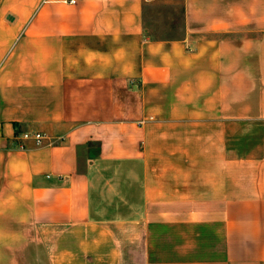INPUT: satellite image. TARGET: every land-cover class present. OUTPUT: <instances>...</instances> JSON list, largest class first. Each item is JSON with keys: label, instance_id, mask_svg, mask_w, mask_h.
<instances>
[{"label": "crops", "instance_id": "crops-1", "mask_svg": "<svg viewBox=\"0 0 264 264\" xmlns=\"http://www.w3.org/2000/svg\"><path fill=\"white\" fill-rule=\"evenodd\" d=\"M156 1L0 0V264H264V0Z\"/></svg>", "mask_w": 264, "mask_h": 264}, {"label": "rangeland", "instance_id": "rangeland-1", "mask_svg": "<svg viewBox=\"0 0 264 264\" xmlns=\"http://www.w3.org/2000/svg\"><path fill=\"white\" fill-rule=\"evenodd\" d=\"M146 23L150 31L160 39H176L183 33L184 4L183 0H157L146 12ZM240 33V38H245ZM205 39H214L207 37Z\"/></svg>", "mask_w": 264, "mask_h": 264}, {"label": "built area", "instance_id": "built-area-1", "mask_svg": "<svg viewBox=\"0 0 264 264\" xmlns=\"http://www.w3.org/2000/svg\"><path fill=\"white\" fill-rule=\"evenodd\" d=\"M70 2L75 3L76 0H70ZM22 138L23 139H34L36 144H41L44 139V136L39 132H25L22 134Z\"/></svg>", "mask_w": 264, "mask_h": 264}]
</instances>
